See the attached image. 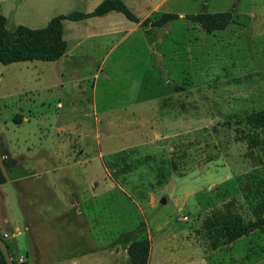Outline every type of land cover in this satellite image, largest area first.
I'll use <instances>...</instances> for the list:
<instances>
[{
    "label": "rangeland",
    "instance_id": "rangeland-1",
    "mask_svg": "<svg viewBox=\"0 0 264 264\" xmlns=\"http://www.w3.org/2000/svg\"><path fill=\"white\" fill-rule=\"evenodd\" d=\"M97 1L0 0V11L9 29L42 28ZM169 3L175 19L154 25L164 14L155 10L139 23L143 41L86 38V23L102 19L64 20L69 47L85 35L71 53L0 63V139L14 156L42 147L56 157L48 165L62 164L3 160L4 188L14 198L10 178L55 170L79 227L75 239L88 236L90 264H129L128 247L144 238L146 264H264V225H254L264 219L256 207L264 203V133L242 120L264 109V0ZM203 11H231L233 19L207 33L193 19ZM31 178L18 181L19 192Z\"/></svg>",
    "mask_w": 264,
    "mask_h": 264
},
{
    "label": "crops",
    "instance_id": "crops-1",
    "mask_svg": "<svg viewBox=\"0 0 264 264\" xmlns=\"http://www.w3.org/2000/svg\"><path fill=\"white\" fill-rule=\"evenodd\" d=\"M101 1L102 0H98L97 5ZM124 1L127 2L133 10L141 12L137 15L139 22L125 21L122 20V18H119L117 20L118 22H114L111 20L114 11L101 16L89 17L86 19L98 18L102 20L99 24L97 22L94 23L95 21L86 23L88 28L89 26H92V31H88L86 38H110L111 36L123 34L120 38V40H123L134 34H138V37L142 39L141 35L138 33L139 29H142L139 28V23H141L142 20L147 19L149 15H152L153 12L158 9H163L162 11H164V13H172L171 6H175L174 2L172 5L169 3L170 0ZM0 13L6 18L1 11ZM101 22H108V25H102ZM118 23L122 26L126 23L127 25L124 26L126 29L116 26ZM73 29L83 32L84 34L86 32L85 27L82 29L80 27H75ZM84 37H82V39ZM81 40H77L76 44L72 47L73 50L80 46V43H82L80 42ZM118 42L119 40L116 41L113 46L118 44ZM142 45L148 48L147 52L153 47L147 40L142 42ZM72 48L69 47L67 43L66 51L59 59H62L68 53H71ZM60 104L61 103L59 102V105ZM17 115H19V113H17ZM23 121H25V118L21 116L18 123ZM58 129L60 130L61 128L57 127V130ZM0 143L4 145V149L0 156V165L2 169L3 160L8 161L9 159H12L14 162H17L20 158L33 161V166L41 168L62 166V164L56 162L53 163V160H56V157L55 159H52L49 152H41L43 151L42 149H44L42 147L34 156H14L12 155L8 144L3 139H0ZM65 156L66 158L63 160L65 161L64 164L67 165L68 154ZM69 160L72 161L71 158ZM48 161H53L51 166L46 163ZM12 166L17 168L16 166H18V164H13ZM3 171L6 173L4 169ZM52 171L55 170L47 169L45 171L46 174L40 171L39 173L34 174V176L31 174L27 176L15 175V177L10 178V181L16 189V193H13L14 198L16 197L15 199L13 198L12 193H8L9 191L4 188L7 181L0 185V234H8L6 240L9 244L11 257L14 259V256L16 255L23 256L26 264L30 258L34 259L36 264H90L88 236H86L85 244L82 238L75 239L76 229L79 227H76L72 217V203L68 201L67 192L61 189L59 190L56 177L52 175ZM27 177H32V180H29V188L24 193L19 192L17 186L18 181L26 179ZM79 210L80 209H76L77 214H80ZM68 235L72 236L73 242L69 243L68 241H65L67 240L65 238ZM81 235H83V232H81Z\"/></svg>",
    "mask_w": 264,
    "mask_h": 264
},
{
    "label": "trees",
    "instance_id": "trees-1",
    "mask_svg": "<svg viewBox=\"0 0 264 264\" xmlns=\"http://www.w3.org/2000/svg\"><path fill=\"white\" fill-rule=\"evenodd\" d=\"M111 11H117L131 22H138L137 16L127 7L122 0H102L92 11H72L52 17L45 27L30 28L19 24L14 28L7 27L6 18L0 13V63L9 64L27 60L55 61L66 51L67 42L63 37V21H79L89 17L101 16ZM175 19L171 13H164L153 22L154 25L164 24ZM199 23L203 31L209 33L214 30L223 29L232 21L231 11L199 12L193 17ZM250 129L264 133V109L251 112L242 117ZM132 166L127 165L123 171H129ZM114 176H116L114 174ZM7 178L0 165V185ZM256 207L264 209V203L260 202ZM256 212V209L254 208ZM264 211V210H263ZM255 227H262L264 219L260 223L254 222ZM2 238V236L0 235ZM7 243L8 249L9 244ZM264 252V246H263ZM149 243L146 238L133 242L128 247L129 264H146L148 259ZM10 253V249H9ZM15 264H18L13 259ZM0 264H7L0 252Z\"/></svg>",
    "mask_w": 264,
    "mask_h": 264
},
{
    "label": "water",
    "instance_id": "water-1",
    "mask_svg": "<svg viewBox=\"0 0 264 264\" xmlns=\"http://www.w3.org/2000/svg\"><path fill=\"white\" fill-rule=\"evenodd\" d=\"M161 203H164V199H161ZM0 252L3 255L7 264H15L13 261V258L11 257V255L9 253L7 243L1 237H0Z\"/></svg>",
    "mask_w": 264,
    "mask_h": 264
}]
</instances>
